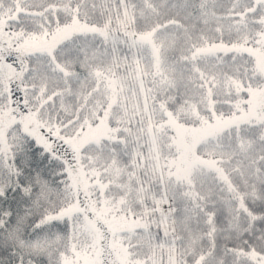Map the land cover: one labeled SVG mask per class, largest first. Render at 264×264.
Returning a JSON list of instances; mask_svg holds the SVG:
<instances>
[{
	"label": "snow or ice",
	"instance_id": "1",
	"mask_svg": "<svg viewBox=\"0 0 264 264\" xmlns=\"http://www.w3.org/2000/svg\"><path fill=\"white\" fill-rule=\"evenodd\" d=\"M0 264H264V0H0Z\"/></svg>",
	"mask_w": 264,
	"mask_h": 264
}]
</instances>
